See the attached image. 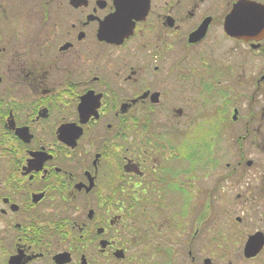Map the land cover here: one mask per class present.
<instances>
[{
	"label": "flooded vegetation",
	"instance_id": "1",
	"mask_svg": "<svg viewBox=\"0 0 264 264\" xmlns=\"http://www.w3.org/2000/svg\"><path fill=\"white\" fill-rule=\"evenodd\" d=\"M244 150L264 0H0V264H264Z\"/></svg>",
	"mask_w": 264,
	"mask_h": 264
},
{
	"label": "rangeland",
	"instance_id": "2",
	"mask_svg": "<svg viewBox=\"0 0 264 264\" xmlns=\"http://www.w3.org/2000/svg\"><path fill=\"white\" fill-rule=\"evenodd\" d=\"M236 131L235 130V127H231V129L229 130V132H234ZM234 137H227V153H226V162H228L229 164L230 163H234V160L236 159V156H239V154L237 153V151H235L234 149V144L233 146L232 145V139ZM243 156H244V159L245 161L249 160V161H252L254 163V165H263L264 164V160L262 158V156L259 154V153H253V151H247V150H244L243 152ZM232 206H229V209H231ZM200 214V211H199V207L198 206H195V208L193 209V217L194 218H197V215ZM204 237L202 236H198L196 241L194 242V245L196 248H198L199 246H203L204 245ZM199 255H203L205 256V254H199ZM199 255L197 254L196 256L199 257ZM202 257V256H201ZM232 261V262H238V259H237V254L236 253H227L226 255V261Z\"/></svg>",
	"mask_w": 264,
	"mask_h": 264
},
{
	"label": "water",
	"instance_id": "3",
	"mask_svg": "<svg viewBox=\"0 0 264 264\" xmlns=\"http://www.w3.org/2000/svg\"><path fill=\"white\" fill-rule=\"evenodd\" d=\"M249 18H252V14L250 13L249 14ZM251 20V19H250ZM254 238H251L248 243H247V246L245 248V257L246 258H251V257H254L260 250L261 248V245L259 246H256L255 245V242L253 240Z\"/></svg>",
	"mask_w": 264,
	"mask_h": 264
},
{
	"label": "snow or ice",
	"instance_id": "4",
	"mask_svg": "<svg viewBox=\"0 0 264 264\" xmlns=\"http://www.w3.org/2000/svg\"><path fill=\"white\" fill-rule=\"evenodd\" d=\"M247 24V21L244 19L242 14H237L236 18L233 21V27L237 28V29H241L243 27H245Z\"/></svg>",
	"mask_w": 264,
	"mask_h": 264
}]
</instances>
